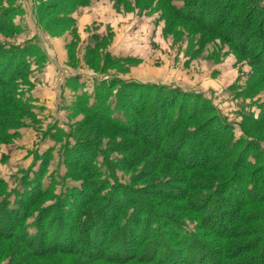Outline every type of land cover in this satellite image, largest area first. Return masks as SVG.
<instances>
[{"label":"rangeland","instance_id":"obj_1","mask_svg":"<svg viewBox=\"0 0 264 264\" xmlns=\"http://www.w3.org/2000/svg\"><path fill=\"white\" fill-rule=\"evenodd\" d=\"M252 1L259 3L258 6L264 5V0ZM164 5L161 0L0 1V11L5 12L8 21L0 31V47L13 49L27 44L37 49L30 56L28 72H23L13 82L8 75L10 70L6 71L3 81L10 82L0 87V94L8 95L0 106V179L6 183V187L0 189V203L8 196L11 209L25 187L29 189L34 181L40 182L37 177L43 175L47 176L45 183L52 178L56 186L48 194L49 198L40 202L36 212L42 209L58 212V208L66 206L61 197L73 198L78 204V198L67 194L68 188L82 190L84 201L93 203L96 200L90 195V187L96 183L108 191L105 195L113 202L119 198L134 199L147 205V192L152 191L149 196H164L173 185L167 170L173 171L176 164L161 162L164 160L160 150L149 147L153 146L149 141L151 136L141 135L140 131L150 126L160 129L157 118L149 117L150 106L156 100L166 108L163 98L169 93L167 89L174 90L173 95L178 94L174 96L178 101L185 95H195L209 102L213 111L198 118L201 124L211 122L207 131L217 129L212 123L214 119L227 125L237 140L242 137L240 126L244 121L250 126V134L260 139L264 153V122L253 126L250 120V117L258 119L264 109V79L260 81L255 68L236 53L222 35L207 33L203 22L198 24L173 17ZM174 5L181 7L182 4L174 2ZM258 6L252 3L248 11L255 13ZM258 10L256 14L264 17V9ZM203 13L207 12H197L198 16ZM254 47L258 49L260 45L255 43ZM81 77L90 78L92 82L78 91L66 81ZM116 81L124 83L126 95L134 104L148 101L140 116L131 110L137 122L133 136L119 124L113 127L93 119L85 109L87 105L92 107L98 96L95 88L100 83ZM149 86L166 88V94H159L158 89H147ZM134 90L139 92L134 93ZM80 96L86 99H79ZM177 104L168 108L169 120ZM103 105L105 110L114 112L113 119L123 118L122 114H117L115 99L109 98L107 106L106 101ZM195 126H186L185 131L182 127L176 130L168 143ZM70 144H78L86 160L83 164L71 162ZM86 152L90 153L92 162L97 157L98 166L92 165L95 169L89 167ZM209 176L199 171L189 175V183L205 184L202 179L208 181ZM109 187L114 189L107 190ZM115 191L120 193L112 194ZM121 193L124 197H120ZM122 202L119 200L118 204ZM93 204L85 206L83 211L93 212L97 203ZM115 216L113 212L112 218ZM10 244L0 236V264L7 263L10 255L6 248ZM70 261L54 256L48 263L70 264Z\"/></svg>","mask_w":264,"mask_h":264},{"label":"trees","instance_id":"obj_2","mask_svg":"<svg viewBox=\"0 0 264 264\" xmlns=\"http://www.w3.org/2000/svg\"><path fill=\"white\" fill-rule=\"evenodd\" d=\"M161 1L173 17L198 24L203 22L207 33L222 35L223 40L255 68L260 81L264 79V17L256 14L258 9H264V5L258 6L259 3L252 0ZM174 2L181 3V7H176ZM251 2L259 7L255 13L254 10L251 12ZM200 10L207 13L198 16ZM4 16L5 12L0 11V31L8 22ZM255 43L260 45L258 49L254 47ZM36 50L27 44L13 49L0 47L1 88L10 82L3 81L9 70L13 82L23 72H28L30 56ZM123 86L124 83L117 81L100 83L95 88L98 96L92 107L87 105L85 109L93 119L113 127L119 124L123 131L133 136L137 122L131 110L140 116L148 101L145 99L134 104ZM147 89H158L159 94H166L163 87L149 86ZM167 91L168 95L163 98L166 108L156 100L150 106L149 117L157 118L160 129L150 126L140 131L141 135L151 136L149 141L153 146L149 147L160 150L164 160L161 162L176 164L173 171L167 170L173 185L166 194L154 197L149 196L152 191L147 192V205L134 199L125 201L119 198L113 202L105 195L108 191L96 183L90 187V195L97 201H93L94 204L84 201L85 192L82 190L68 188V193H64L78 198V204L73 198L61 197L66 206L57 209L60 214L50 209L36 212L40 202L49 198L48 194L56 186L52 178L45 183L43 180L47 176H38L40 182L34 181L29 189L26 186L14 207L10 209L8 196L0 203V236L11 243L6 248L10 255L6 264H49V258L54 256L69 258L70 264H264V153L260 149V139L250 134V126L244 121L240 126L242 137L237 140L227 125L214 119L212 123L217 129L207 131L211 122L201 124L198 118L213 111L209 102L195 95H185L178 101L174 97L178 94L173 95L174 90ZM5 97L8 95L0 94V106ZM109 98L115 99L117 114H122L123 118L113 119L114 112L104 109L102 103L106 101L107 106ZM79 99L85 100L86 97L80 96ZM176 104L178 108L169 120L167 110ZM250 120L253 126L263 123L264 109L258 119L250 117ZM192 124L196 125L192 130L173 137L168 143L176 130L182 127L185 131L186 126ZM69 147L73 152L69 155L71 162L83 164L86 160L82 158L78 144ZM88 154L84 153L89 159ZM95 158L93 162L89 159V167L98 166ZM199 171L210 175L208 181L202 179L205 184H190L189 175ZM29 181L27 178L26 182ZM5 187L6 183L0 179V189ZM111 189L114 188H107ZM118 193L120 191L112 194ZM123 194L120 197H124ZM119 200L124 202L118 204ZM90 204H96V209L83 211ZM113 212L116 213L114 218Z\"/></svg>","mask_w":264,"mask_h":264},{"label":"crops","instance_id":"obj_3","mask_svg":"<svg viewBox=\"0 0 264 264\" xmlns=\"http://www.w3.org/2000/svg\"><path fill=\"white\" fill-rule=\"evenodd\" d=\"M66 81H68L69 85H72L74 87H78L76 89V91L83 89L84 87H86L85 85L89 84L88 82H92V80L90 78H85V77H81V79L78 78H68ZM32 98H36V96H31Z\"/></svg>","mask_w":264,"mask_h":264}]
</instances>
